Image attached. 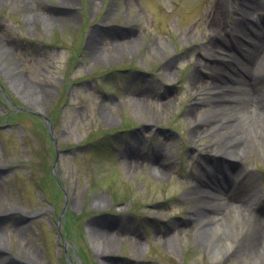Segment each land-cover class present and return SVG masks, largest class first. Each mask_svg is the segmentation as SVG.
<instances>
[{
  "label": "rangeland",
  "instance_id": "obj_1",
  "mask_svg": "<svg viewBox=\"0 0 264 264\" xmlns=\"http://www.w3.org/2000/svg\"><path fill=\"white\" fill-rule=\"evenodd\" d=\"M233 2L0 0V264H247L212 259L191 212L217 147V127H193L213 107L199 84L211 54H234L211 46L209 17L232 24ZM263 145L241 156L248 175L224 164L210 195L261 200Z\"/></svg>",
  "mask_w": 264,
  "mask_h": 264
},
{
  "label": "bare ground",
  "instance_id": "obj_2",
  "mask_svg": "<svg viewBox=\"0 0 264 264\" xmlns=\"http://www.w3.org/2000/svg\"><path fill=\"white\" fill-rule=\"evenodd\" d=\"M229 1L234 4L233 0ZM234 1H237L239 5L238 3L235 5L236 10L233 16L234 14L238 16L232 24L220 22L219 8L213 16L209 17L214 33L211 46L222 52L228 47L244 46L240 48L241 58L247 60V63L239 60L235 63L229 62L231 77L225 79L221 75L222 69L219 66L225 62L224 57H220L218 53L209 56L211 58L209 68L213 73L212 82L211 85L203 82L199 84V87L202 85L201 93L205 92L210 96L213 107L205 113L206 116L197 119L193 127L195 129L217 127L212 140V145L217 147H213L211 163L218 161L221 171V163L224 162L230 175L238 177L247 174L239 170L241 156L254 150L255 144L259 146L264 144V59L257 61L260 57H264V38L263 33L257 34L256 39L246 38L247 27L258 30L264 23V0ZM63 5L66 8L70 6L67 2ZM227 27L232 28L230 32L227 31ZM91 41L95 52H98L103 41L96 36H93ZM6 54L10 53L0 49V60L6 58ZM238 55L237 58H240V54ZM256 61L260 67H257L260 70H257L258 78L251 73L252 65ZM202 103L200 101L196 104ZM218 147L222 150H218ZM260 151L264 157V145ZM158 156L162 155L157 153ZM162 163L164 162L161 161L159 164ZM210 166L213 168L212 164ZM219 166L217 172L211 169L209 176L203 172L198 173L195 195H192L195 205L191 212L202 216L199 220V224L202 225L199 231L208 230L209 232L207 242L211 247L212 259L220 261L228 253L234 252L232 257L239 255V259L247 261V264H250V259H255L253 264H264V204L258 208V211L249 207L252 196L257 194L252 190H245L236 197L219 190L221 193L211 196L207 186H213L214 178L216 180L217 174H220ZM167 169V167L161 169V173H165ZM243 183L245 187H248L249 181L246 177L243 178ZM249 192H252V195L248 200L238 202V197H246ZM211 230H215V233H211ZM2 241L0 235V254L4 248ZM35 261L34 257L28 256L21 264H36ZM3 263L12 264V261L6 259Z\"/></svg>",
  "mask_w": 264,
  "mask_h": 264
}]
</instances>
